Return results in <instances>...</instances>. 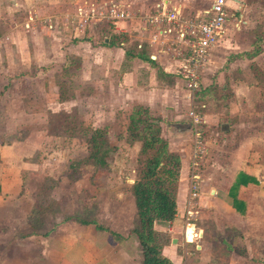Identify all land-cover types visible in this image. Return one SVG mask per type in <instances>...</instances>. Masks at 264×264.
<instances>
[{
	"label": "crops",
	"instance_id": "crops-1",
	"mask_svg": "<svg viewBox=\"0 0 264 264\" xmlns=\"http://www.w3.org/2000/svg\"><path fill=\"white\" fill-rule=\"evenodd\" d=\"M44 1L47 0H0V15H4V39H1L3 43H0L4 44L6 51L4 67L0 71V86L3 85V93L0 95L1 107L6 99H12L15 94L38 88L36 84L41 80V74L50 72L61 59L57 49L53 47L51 52L45 55L30 51L28 35L32 38V46L36 47L39 44L33 39L38 31H44L48 37L52 36L54 39V32L58 27L57 21L61 11L50 10L53 12L44 13L40 10ZM158 1L160 0H155L149 8ZM95 2L82 0V4L79 3L71 14L62 13H65L66 19L71 18L76 30L80 10L88 9L90 4L96 6ZM168 2L182 9V2ZM19 15L20 19H15L14 16ZM109 21L115 24V32L120 33L123 29L129 37L133 35L129 30L122 28L125 26L122 22L126 20ZM97 22L103 21L87 23L84 28L78 30L79 33L84 34L88 25L90 27L92 23ZM48 23L53 27L49 28ZM141 30V27H138L140 36L144 33ZM9 34L11 39L8 38ZM20 35H23V41H20ZM17 36L20 38L18 41L15 40ZM86 37L91 39L90 34ZM8 44L17 48L15 55L8 53ZM150 48V51L156 53L154 58L149 54L151 61L138 57L128 60L127 73L131 79L128 89H125L119 77H116L122 61L126 60L123 48L94 46L97 52L102 53L103 61L110 62L113 69L114 81L108 86L109 89H105L107 84L101 85L102 80L99 81L100 88L102 86L105 89L103 94L110 92L112 97L124 96V102L127 100L134 108H141L143 114L161 117V134L168 140V149L179 154L177 212L170 223H155L156 228L171 233V240L177 239L175 233L182 231L179 214L185 206L189 178L191 183L194 174L199 187L194 200L195 208L199 210L195 224L203 230V236L195 242L203 240L209 243L217 237L227 249L232 248V243L243 242L242 253L227 251L229 254L235 252L241 260V256L247 257L244 254L263 252L262 246L260 248L257 244L258 241L264 242V234L259 233L261 225L264 233V108L254 109V104L250 102L252 89L243 75L236 69L228 71L229 65L235 61L242 65L243 57L231 59L238 51L226 39H222L211 49L208 62L202 69L201 87L195 97L198 102L205 104L201 110L205 123L199 126L201 137L198 138L192 135L186 116L190 101L189 92L181 86V80L174 73L178 62L163 48L157 51L154 44ZM65 61L66 54L60 64ZM99 63L101 60H98ZM170 77L174 79L172 84L168 83ZM58 78L57 76L52 83L54 89L51 85L50 90L56 91ZM2 115L0 114V264H134L130 247L120 241L112 243L105 237V232L98 230L94 223L93 230H90V223H81L79 218L69 224L64 219L57 228L50 231L41 232L35 228L39 223L37 217L32 214L30 218L25 210L28 207L30 211L33 205L36 206L34 194L30 198L28 191H36L39 179L36 178L38 182L29 185L30 177H50L51 172L44 173L43 170L31 166L35 160L32 156L39 152L40 148L23 144L27 142L28 135L8 138V131L4 132L3 111ZM199 140L200 144L197 143ZM245 176L254 178L255 181L251 180L245 184ZM130 194L132 195L131 192ZM234 199L239 201V210L234 205ZM185 235L188 239L186 228ZM247 237L254 240V243H248ZM173 243L165 244L162 251L174 263L182 264L183 255Z\"/></svg>",
	"mask_w": 264,
	"mask_h": 264
},
{
	"label": "rangeland",
	"instance_id": "rangeland-1",
	"mask_svg": "<svg viewBox=\"0 0 264 264\" xmlns=\"http://www.w3.org/2000/svg\"><path fill=\"white\" fill-rule=\"evenodd\" d=\"M81 1L47 0L42 3L43 7L40 10L44 13L61 11L57 21L58 27L54 32V39L51 36L53 42L47 33L38 31L33 39V41L37 40V45L39 44L36 47L32 46V38L28 35V41L31 44L30 51L45 55L49 54L53 47V49H57L61 59L59 63H56L54 69L48 73L45 71V75L41 74V80L36 84L38 88L29 89L22 92L23 94L21 92L15 94L12 99H6L2 107L0 106L3 109H0V114L2 115V111L4 114V132L8 131L6 133L8 138L12 136L20 138L28 135L27 142L23 144L31 148L33 146L40 148L39 152L32 156V159L35 160L34 165L31 166H35L37 170H43L44 173L51 172L50 177L40 175L33 177V179L30 177L29 181V185H31L33 182H38L36 180L39 179L36 191H32V189L28 191L30 198L34 194L36 206L33 205L30 211L28 207L25 210L30 218H32V214L37 217L39 221L38 225L35 226L37 230L41 232L53 230L64 219L68 221V224L75 219L78 221V218L93 220L104 227V229L98 230L104 231L105 237L110 239L112 243L116 244L117 241H120L129 246L132 262L141 264L140 245L134 233L130 232L138 223L134 197L130 194L131 186L138 177L141 164L147 156V153L140 152L142 136H134L128 130L129 115L137 106L134 108L127 100L124 102V96L112 97L110 92L103 94L105 89L109 85L111 86L114 81L113 69L110 62L103 61L102 53L97 52L94 46L103 45L104 41L110 38L112 32H115L117 28L115 24L107 20L92 23L90 27L87 26L88 29L84 34L79 33L78 30L81 29L76 28L75 30L74 22L72 24L71 18L66 19L65 13L62 12L71 14ZM93 1H96V6L102 2H121L123 9L138 14L147 10L155 0ZM178 1L182 2L183 12L189 13L197 8L208 7L212 0ZM228 4L226 30L222 39L231 42L238 53L251 52L252 43H257L258 38L263 40L262 43L260 41L258 43L261 47L256 56L251 58L247 56L238 57L243 59L242 65L235 61L229 65L228 69V71L237 70L243 75L244 80L250 84L248 86L252 89V97L249 101L254 104V109H261L264 108V0H228ZM3 17L4 15H0L1 43H3L1 39H4ZM14 17L20 19V15ZM14 17L12 16V18ZM122 23L125 25L122 28L133 34L130 36L129 43L136 42L137 44L141 41L142 46L146 47L145 52L147 51L148 54H156L154 51H150L153 44L157 51L164 47L159 41L151 42L148 32H144L140 36V32L137 30L138 27L142 26V22L138 16L134 19H126V22ZM86 33L91 36L89 42ZM8 38H12L10 34ZM20 38L17 36L15 40H20ZM20 41H23V38ZM1 43L0 71L3 70L4 55L6 54L4 44L1 45ZM117 47L126 50L125 46ZM6 48L9 54H16L15 45L11 44L10 46L8 44ZM37 48L39 51L36 50ZM26 49L27 46L24 50L26 51ZM64 54L71 64L66 69L60 64L61 60L64 59ZM98 60H101V63L98 64ZM128 71V60L122 61L116 77H119L125 89H128L130 85L131 78L127 73ZM57 76L59 77L57 79L58 86L56 85V91H52L50 86ZM100 80H102L101 85L107 84L105 89L102 86L100 88ZM58 81L60 82L58 83ZM172 82L174 79L168 78V83L172 84ZM181 86L186 89L182 81ZM2 87L3 85L0 86V89ZM194 101L198 102L199 100L194 99ZM190 107L189 101L186 116L194 136L197 130L201 132L199 126L203 123L195 125L192 123V119L188 115ZM148 115L160 118V122L162 120L157 115ZM163 127L166 128V126ZM95 129H101L103 139L98 135L95 147H93V144H89L87 139ZM161 136L165 138L162 134ZM96 146L98 147L96 148ZM92 154L105 162L103 164L94 162L91 157ZM177 183L178 180L174 185L175 195L177 194ZM190 189L189 178L185 206L181 210L183 212L179 214L182 231L175 233L177 242H172L171 233L164 232L159 227L157 229L154 225L161 234L160 239L166 240L165 244L173 243L178 246V252L184 258L182 264H256L255 262L264 264V242L258 241L257 244L260 248L262 246L263 252L254 251L252 254H244L247 257L241 256L242 260L235 252L243 251V242L240 244L232 243L230 249H227L226 245H221L222 240L217 239V237L209 243H205L203 240L195 242L196 239L203 236V230L197 228L195 224L199 212L195 206L192 208L194 207L193 210H196L197 213L193 215V219L190 221L192 225L187 226L186 223L185 210ZM62 225L65 226V224ZM93 225L92 223L89 224L90 230H93ZM185 228L188 239H186ZM259 228L261 229L259 233L264 234L262 225ZM194 232L198 233L199 236L194 237ZM247 241L254 243V240L248 237ZM229 250L235 252L229 254L227 252Z\"/></svg>",
	"mask_w": 264,
	"mask_h": 264
},
{
	"label": "built area",
	"instance_id": "built-area-1",
	"mask_svg": "<svg viewBox=\"0 0 264 264\" xmlns=\"http://www.w3.org/2000/svg\"><path fill=\"white\" fill-rule=\"evenodd\" d=\"M228 5V0H212L206 8L185 13L178 5L171 4L168 0H160L155 2L147 12L137 14L123 9L121 2H103L98 6L90 4L88 9L80 10L76 27L84 28L87 23L93 21L115 20L116 22L138 16L143 24L141 29L143 32H148L149 40L162 43L164 51L178 62L174 73L189 92L191 107L188 115L195 125L204 122L201 110L205 104L194 101L201 87L202 69L208 62L211 49L222 40L225 34ZM47 26L53 27L51 23ZM136 46L142 47V42L139 41ZM151 56L154 58L156 55ZM200 134L201 132L197 130L198 138L201 137ZM197 143L200 144L201 141ZM195 176L193 174L191 178L190 196L185 210L187 226L192 225L190 221L197 213L193 210L194 207L192 208L195 206L194 200L199 188ZM193 235L199 236L195 232Z\"/></svg>",
	"mask_w": 264,
	"mask_h": 264
},
{
	"label": "trees",
	"instance_id": "trees-1",
	"mask_svg": "<svg viewBox=\"0 0 264 264\" xmlns=\"http://www.w3.org/2000/svg\"><path fill=\"white\" fill-rule=\"evenodd\" d=\"M129 41L130 37L126 32H112L110 38H107L103 45L125 46L126 60L134 57L152 60L147 51L145 52L146 47L137 48L136 42L129 43ZM259 41L263 42L261 38H258L257 43H252L253 49L251 52L234 54L231 59L243 56L248 58L256 56L261 47L258 44ZM67 60L68 57L66 56V61L62 64L65 69L71 65L69 60ZM141 111V108L133 109L128 118L130 134L142 136L140 152L147 153L141 164L139 175L131 186L138 223L130 232L134 233L140 245L141 264H176L163 253L162 249L166 240L160 239L161 234L154 225L155 223L168 224L175 218L177 211L174 185L179 177L180 158L178 154L169 151L167 140L161 136L160 118L151 117ZM140 124H142L141 127ZM102 133L101 129H95L87 139L89 144L91 143L95 147L97 136L99 135L103 139ZM91 157L98 164L105 162L96 158L95 154H92ZM245 178H247L245 179L246 181H243L245 184L251 180L255 181L254 178L248 176H245ZM231 193L233 194V192ZM238 202V200L234 199V205L239 210ZM79 221L81 223H94L97 228L104 229V227L93 220L88 221L79 218Z\"/></svg>",
	"mask_w": 264,
	"mask_h": 264
},
{
	"label": "water",
	"instance_id": "water-1",
	"mask_svg": "<svg viewBox=\"0 0 264 264\" xmlns=\"http://www.w3.org/2000/svg\"><path fill=\"white\" fill-rule=\"evenodd\" d=\"M172 242H176V239H175V238H173V239H172Z\"/></svg>",
	"mask_w": 264,
	"mask_h": 264
}]
</instances>
